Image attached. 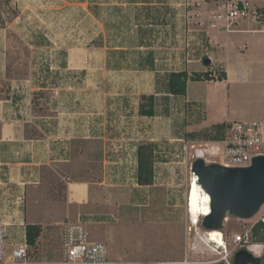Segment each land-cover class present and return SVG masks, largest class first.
Listing matches in <instances>:
<instances>
[{
  "label": "crops",
  "instance_id": "obj_1",
  "mask_svg": "<svg viewBox=\"0 0 264 264\" xmlns=\"http://www.w3.org/2000/svg\"><path fill=\"white\" fill-rule=\"evenodd\" d=\"M197 1H111L121 14L134 8L141 24L130 39V47L126 46L127 38L121 43V39L116 38L119 44L112 45V40L108 47V38L103 37L101 41L105 40V48L101 49L106 52L100 58L105 62V72L112 53L117 61L130 59L138 62L128 65L137 73L136 77L153 78L148 89L142 88L141 94L156 97V114L150 118L158 116L162 95L164 101L170 96L187 97L188 92L186 95L170 92V74L183 70L191 73L194 64L203 66L194 71H206V58L213 61L212 66L215 61L224 63L227 79L219 83L248 78L247 63L239 61L238 67L232 68L227 64L228 57L234 54L233 44L228 37L216 39L224 30L200 27V20H210L214 8L208 3L199 5ZM99 5L101 13L108 12V2L101 0ZM100 18L104 27V19ZM241 22L229 33H264V26L250 28L249 22ZM27 24L25 21H0V222L40 224L43 227L40 239L49 228L28 218V206L61 205L64 219L80 218L86 223L96 214L83 211L84 205L104 201L111 206L122 205L121 187L130 168L137 181L132 186L139 184L138 146L144 135L138 119L149 116L139 113L140 96L135 108L137 115L124 118L123 104L108 102L107 80L103 85H93L89 73L88 80L81 82L86 72L68 67L70 57L67 64H61L65 67L62 68L60 54L55 51L58 47L54 46L57 42L50 39L49 43L38 36L37 31L29 30ZM237 48L239 52L247 49L245 44ZM239 54L243 59L247 58L243 53ZM180 60L186 62L179 63L182 67L173 70L175 62ZM158 61L168 63L160 67ZM118 65V68L122 67ZM74 76L80 80L73 79ZM155 77H164L163 90L156 84ZM201 98L199 101L206 105L209 119L212 113L210 99L207 95ZM226 121L234 120L224 119L218 123ZM83 216L88 219L84 220ZM101 218L103 216H98L96 220L102 221ZM57 224L60 226V222ZM18 229V225L10 227L11 231Z\"/></svg>",
  "mask_w": 264,
  "mask_h": 264
},
{
  "label": "rangeland",
  "instance_id": "obj_2",
  "mask_svg": "<svg viewBox=\"0 0 264 264\" xmlns=\"http://www.w3.org/2000/svg\"><path fill=\"white\" fill-rule=\"evenodd\" d=\"M111 1L121 0H103L104 3H109V9L108 12L101 13V0H0V21H25L29 30L34 33L37 31V35L44 37L49 43L50 39H54L57 42L54 46L58 47V51H55L60 54V65L67 64L70 57L68 67L86 72L82 75L81 82L88 80L89 73L93 85H103L107 80L109 104H123V117L131 119L137 115L136 102L142 94V88L151 85L153 78L136 77L137 73L128 65L138 62L130 59L117 61L112 53L109 54L111 59L108 60L105 72V62L100 58L106 52L101 49L105 48V40L101 39L108 38L110 47L127 38L126 46L130 47V39L141 24L137 19L138 14L133 12L134 8L121 14L115 10L116 5ZM111 7L113 8L110 9ZM100 17L104 19V27ZM242 22H249L250 28L263 27L251 19ZM225 37L229 38L234 49V54L228 57V66L238 67L239 61L247 63V80L240 78L226 84L219 83L217 72L221 68L225 69V65L215 61L212 66L211 60L209 66L206 65V70L212 72L214 80L206 81L213 82H190L187 97L170 96V99L164 101L162 95L158 103V116L138 119L141 134L144 135L140 142L156 144L154 183L132 186L137 181L130 168L121 187L122 205L111 206L104 201L83 206V211L96 214L89 219L88 216H83L84 220L88 219L86 225L91 238L106 242L110 257L144 264H216L222 262L225 256L230 257L234 250L248 249L264 264V243H254L251 240L237 245L234 241L239 233L253 224L256 216L249 220L227 216L221 229L226 248L220 249L219 254L214 246L206 244V229L202 226V217L198 227L191 229L187 211L190 182L194 176L193 162L201 154L208 164L223 163L221 143L217 140L186 139L183 137L184 133L210 128L224 119H256L263 123L264 128V33L232 34L224 30L216 39ZM116 38L121 41L117 43ZM112 40L114 43H111ZM244 44L247 49L239 52L237 47ZM215 53L219 57V53ZM239 53L247 58L243 59ZM119 56L122 59V54ZM181 62L183 64L186 61L175 62L173 70L182 67L179 65ZM163 63L168 62L158 61L157 64L162 67ZM118 64L122 67L118 68ZM61 66L65 68L64 65ZM202 68L201 64L192 65L194 70ZM73 79L80 80L78 76ZM155 81L163 90L164 77H155ZM54 92L58 94V90ZM204 95L210 99L212 113L209 119L206 105L200 102ZM98 216H103L102 221L96 220ZM28 218L49 228L39 239L40 255L55 256L61 238V228L55 224L64 219L62 206L46 203L28 206Z\"/></svg>",
  "mask_w": 264,
  "mask_h": 264
},
{
  "label": "built area",
  "instance_id": "obj_3",
  "mask_svg": "<svg viewBox=\"0 0 264 264\" xmlns=\"http://www.w3.org/2000/svg\"><path fill=\"white\" fill-rule=\"evenodd\" d=\"M197 3L199 5L208 3L214 8L210 13V20H200V27L232 31L235 25L246 19L254 20L264 26V0H198ZM218 143L222 144L223 165L248 167L255 156L264 154L263 123L258 120L231 122L224 139ZM193 174L195 179L196 174ZM258 221L264 223L263 207L256 215L253 224L235 237L234 241L237 245L251 241L252 227ZM16 225L19 229L11 231L10 227ZM60 227L61 239L58 251L53 257H43L30 247L25 222L19 224L0 222V264H144L110 257L106 242L93 240L86 223L80 218L66 217L60 222ZM236 252L234 250L230 257L227 255L222 258V262L234 264Z\"/></svg>",
  "mask_w": 264,
  "mask_h": 264
},
{
  "label": "water",
  "instance_id": "obj_4",
  "mask_svg": "<svg viewBox=\"0 0 264 264\" xmlns=\"http://www.w3.org/2000/svg\"><path fill=\"white\" fill-rule=\"evenodd\" d=\"M204 62L209 65L211 60L206 58ZM192 172L211 197V212L202 217V226L207 231L223 229L228 215L252 219L264 206V154L255 156L248 167L208 164L199 157L193 162ZM234 264H261V260L248 249H240L235 253Z\"/></svg>",
  "mask_w": 264,
  "mask_h": 264
},
{
  "label": "trees",
  "instance_id": "obj_5",
  "mask_svg": "<svg viewBox=\"0 0 264 264\" xmlns=\"http://www.w3.org/2000/svg\"><path fill=\"white\" fill-rule=\"evenodd\" d=\"M219 71V70H218ZM218 80L227 79V72L222 69L217 72ZM214 80L211 71H194L189 73L187 70L172 72L169 76V89L173 95H186L190 81ZM141 116H155L156 97L154 94L142 95L139 106ZM230 123L222 122L212 125L210 128L193 130L184 133L183 137L190 140L205 139L221 141L225 137L226 130ZM156 144L141 143L138 146V169L137 180L140 185H152L155 179ZM43 227L40 224H27L28 242L35 252H39L37 242L42 235ZM252 242L264 243V223L258 221L252 227ZM50 257V256H47Z\"/></svg>",
  "mask_w": 264,
  "mask_h": 264
},
{
  "label": "bare ground",
  "instance_id": "obj_6",
  "mask_svg": "<svg viewBox=\"0 0 264 264\" xmlns=\"http://www.w3.org/2000/svg\"><path fill=\"white\" fill-rule=\"evenodd\" d=\"M199 156L202 157L200 154ZM196 178L191 180L190 190L188 194V202H187V211L190 219V223L192 225L191 229L194 227H198L200 223V218L208 215L210 210V195L202 188L199 183V177L195 175ZM198 231V229H197ZM206 244L208 246H214V249L217 253L220 254V249L226 247V241L224 237V233L219 229H214L209 232L206 231ZM201 239V238H200ZM256 248V247H255ZM259 249V248H258Z\"/></svg>",
  "mask_w": 264,
  "mask_h": 264
}]
</instances>
